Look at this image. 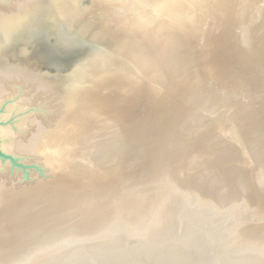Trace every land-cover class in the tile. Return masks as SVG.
Listing matches in <instances>:
<instances>
[{"label": "water", "instance_id": "1", "mask_svg": "<svg viewBox=\"0 0 264 264\" xmlns=\"http://www.w3.org/2000/svg\"><path fill=\"white\" fill-rule=\"evenodd\" d=\"M0 264H264V0H0Z\"/></svg>", "mask_w": 264, "mask_h": 264}]
</instances>
